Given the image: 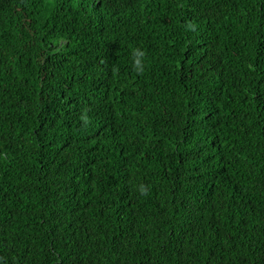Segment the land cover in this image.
Instances as JSON below:
<instances>
[{"label":"trees","instance_id":"1","mask_svg":"<svg viewBox=\"0 0 264 264\" xmlns=\"http://www.w3.org/2000/svg\"><path fill=\"white\" fill-rule=\"evenodd\" d=\"M0 264H264V0H0Z\"/></svg>","mask_w":264,"mask_h":264},{"label":"clouds","instance_id":"2","mask_svg":"<svg viewBox=\"0 0 264 264\" xmlns=\"http://www.w3.org/2000/svg\"><path fill=\"white\" fill-rule=\"evenodd\" d=\"M137 54H138V55H140V56H142V55H143V53H137ZM136 63H137V65H139L140 61H139V60H137V61H136ZM137 70L139 71V70H141V69H139V68H138Z\"/></svg>","mask_w":264,"mask_h":264}]
</instances>
